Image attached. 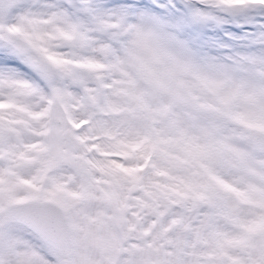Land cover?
<instances>
[{
	"label": "snow or ice",
	"instance_id": "obj_1",
	"mask_svg": "<svg viewBox=\"0 0 264 264\" xmlns=\"http://www.w3.org/2000/svg\"><path fill=\"white\" fill-rule=\"evenodd\" d=\"M0 264H264V0H0Z\"/></svg>",
	"mask_w": 264,
	"mask_h": 264
}]
</instances>
